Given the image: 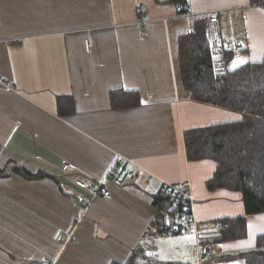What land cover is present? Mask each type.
<instances>
[{
	"label": "crops",
	"instance_id": "obj_1",
	"mask_svg": "<svg viewBox=\"0 0 264 264\" xmlns=\"http://www.w3.org/2000/svg\"><path fill=\"white\" fill-rule=\"evenodd\" d=\"M217 10L222 34L245 43L228 68L259 61L264 6L251 0H190L187 14L171 0H0V264H245L238 254L264 233V212L245 215L239 192L208 189L215 163L189 159L184 143L192 129L240 118L181 82L177 39ZM119 89L137 91L139 104L111 108ZM60 96L71 112L59 113ZM116 157L133 179L115 172L110 198L79 202L90 194L74 180L104 178ZM66 162L76 169L63 172ZM163 182L188 183L200 225L242 216L247 234L150 233ZM205 241L208 261L197 250Z\"/></svg>",
	"mask_w": 264,
	"mask_h": 264
},
{
	"label": "trees",
	"instance_id": "obj_2",
	"mask_svg": "<svg viewBox=\"0 0 264 264\" xmlns=\"http://www.w3.org/2000/svg\"><path fill=\"white\" fill-rule=\"evenodd\" d=\"M188 1L171 0L178 6L179 14L189 13ZM251 2L264 6V0ZM177 47L181 82L192 98L240 115L234 121L214 123L186 132L187 157L191 160L210 159L215 163L214 171L206 181L208 189L224 188L239 192L245 215L264 212V55L259 61L248 62L235 69L228 68L214 78L206 43V23L202 18L194 21L192 30L178 37ZM233 55L229 51L225 53L228 63ZM139 101L137 91L119 89L109 93L110 107L114 109L136 106ZM57 103L59 113L71 112L69 97L60 96ZM13 171L28 179L46 176L44 172L33 174L19 167H14ZM1 174H4L2 170ZM152 204L156 216L161 219L173 222L176 216L187 215L183 197L171 196L165 190L153 195ZM222 222L217 230L208 225H200L199 229L214 230L215 241L239 239L247 234L242 216ZM238 257H242L245 264H264V233L256 236L254 248L241 252ZM208 260L210 257L205 261Z\"/></svg>",
	"mask_w": 264,
	"mask_h": 264
},
{
	"label": "built area",
	"instance_id": "obj_3",
	"mask_svg": "<svg viewBox=\"0 0 264 264\" xmlns=\"http://www.w3.org/2000/svg\"><path fill=\"white\" fill-rule=\"evenodd\" d=\"M189 3V1H188ZM140 5L138 9H142ZM219 11H205L199 14L202 20L206 23V43L211 57L212 72L214 78H217L220 74L225 73L228 70V62L225 58L226 52H232L233 54L239 53L245 47L244 40L240 37L229 36L225 37L222 34L219 19ZM84 47L86 51L90 49V43L88 39L84 40ZM121 164V158L116 157L114 162L109 167L104 178L99 180H93L90 177L83 176L74 180V185L79 189L89 192V197L84 193H80L77 196V200L81 203H87L96 196H102L104 198H110L111 192L107 188L106 180L110 179L115 172H121L124 178L133 179V170L131 166ZM76 169V165L71 162H66L62 165L61 170L63 172ZM160 190L167 191L171 196H181L184 200L186 216H176L174 221H168L167 218H159L154 216L149 226V232H160V233H178L187 232L197 234L199 231L200 224L193 218L192 212V194L189 190L188 183H164ZM208 226L219 229L223 222L222 220H213L207 223ZM62 240L67 241V237ZM198 254L201 260H206L209 257V249L207 243L199 242ZM48 264V262H45Z\"/></svg>",
	"mask_w": 264,
	"mask_h": 264
},
{
	"label": "snow or ice",
	"instance_id": "obj_4",
	"mask_svg": "<svg viewBox=\"0 0 264 264\" xmlns=\"http://www.w3.org/2000/svg\"><path fill=\"white\" fill-rule=\"evenodd\" d=\"M238 63H243V61L242 60L234 61L233 67H235ZM189 239H191V238L189 237Z\"/></svg>",
	"mask_w": 264,
	"mask_h": 264
},
{
	"label": "rangeland",
	"instance_id": "obj_5",
	"mask_svg": "<svg viewBox=\"0 0 264 264\" xmlns=\"http://www.w3.org/2000/svg\"><path fill=\"white\" fill-rule=\"evenodd\" d=\"M236 66H237V65H236ZM236 66H235V67H236ZM235 67H233V63H231L229 68H230V69H233V68H235Z\"/></svg>",
	"mask_w": 264,
	"mask_h": 264
},
{
	"label": "bare ground",
	"instance_id": "obj_6",
	"mask_svg": "<svg viewBox=\"0 0 264 264\" xmlns=\"http://www.w3.org/2000/svg\"><path fill=\"white\" fill-rule=\"evenodd\" d=\"M217 11H219V10H217Z\"/></svg>",
	"mask_w": 264,
	"mask_h": 264
}]
</instances>
